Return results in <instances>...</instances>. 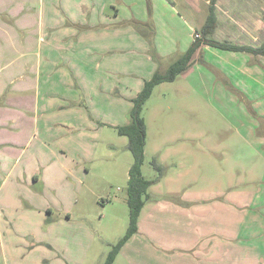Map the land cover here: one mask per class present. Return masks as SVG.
<instances>
[{"label": "rangeland", "instance_id": "obj_1", "mask_svg": "<svg viewBox=\"0 0 264 264\" xmlns=\"http://www.w3.org/2000/svg\"><path fill=\"white\" fill-rule=\"evenodd\" d=\"M4 1L0 21L17 26ZM8 5L14 13L26 5L30 13L28 61L41 54L43 11L42 52L61 59L55 70L75 85L71 91L62 80L54 92L76 93L80 105L87 97L88 109L75 129L57 127L50 139L54 177L35 185L14 177L13 189L0 187V264H104L129 229L134 156L119 128L131 123L146 81L189 50L190 14L182 0ZM14 38L21 42L25 34ZM21 52L9 51L0 66ZM218 53L206 52L174 82L158 85L143 108L142 175L155 184L138 232L115 264H264V56L246 62L240 53ZM20 161L19 175L30 169L27 157Z\"/></svg>", "mask_w": 264, "mask_h": 264}, {"label": "crops", "instance_id": "obj_2", "mask_svg": "<svg viewBox=\"0 0 264 264\" xmlns=\"http://www.w3.org/2000/svg\"><path fill=\"white\" fill-rule=\"evenodd\" d=\"M10 1L12 0H5L4 2L7 4L6 9H10L11 20L16 18L17 26L0 21V59L9 51L13 52L21 48L22 52L20 55L19 52L16 53L18 58L15 60L13 59L9 63L0 66V187L3 185L8 186L7 191L13 189L14 177H17L21 182L25 180L28 184L35 185L45 183V178L41 179L45 175L55 176L53 174H56L58 169L51 167L52 157H46L53 151L50 148L49 141L54 137L53 134L56 133L57 127H62L69 132L75 129L77 118L79 121L85 119V110L88 109L87 97L83 102L84 105H80L78 94L62 96L54 92L55 88L57 89L62 85V80L67 82V87L71 91H73L75 85L71 83V77L58 74V71L61 72V70H55L59 68V60L61 59L52 60L45 56L48 54L42 52V47L46 44L44 37L46 26L44 25L45 20L43 19L42 10L38 15V33L41 32V38H39L41 54H39L36 61L26 59L28 55L23 51L28 49L30 34L32 33L31 21L29 20L30 13H25L26 5L22 6L21 12L14 13L12 5H8ZM201 1L198 4L194 0H182L183 10L188 11V14H190L189 23L192 27L189 28V31L192 30V33H187L190 47L196 39V34L201 36V30L206 23L211 8L215 9L217 15V27L213 35L215 39L228 41L236 45L253 46L250 45L252 40L258 41L260 36H264V0ZM203 4H205V7H202ZM206 6L210 8L208 10L209 14H206ZM17 32L25 34V38L21 42L14 38ZM260 41L258 46L262 44L264 39ZM48 47L54 52L59 50L58 46H51V43ZM215 49L210 46H202L196 53L193 63L196 64L198 60H203L206 52H212L213 56H219L218 51H224ZM235 53L243 54L245 56L243 60L246 62H249L251 56L255 57V55L249 53ZM175 61L173 60L170 64L172 65ZM254 69L255 67L250 68V70ZM246 72L250 73L247 69ZM251 74V78H254V73ZM140 91L138 90V93ZM55 117L58 119L57 121L54 120ZM63 135L65 134L61 136ZM25 157L28 158L29 164L27 167H30V169L21 170L24 173L19 175L17 173L19 166L15 168V165H18L21 162L20 160ZM43 163L47 164L42 171ZM50 168L51 171H47ZM31 201L34 202L33 197ZM33 204H37V202ZM28 206L31 207V204L28 203Z\"/></svg>", "mask_w": 264, "mask_h": 264}, {"label": "trees", "instance_id": "obj_3", "mask_svg": "<svg viewBox=\"0 0 264 264\" xmlns=\"http://www.w3.org/2000/svg\"><path fill=\"white\" fill-rule=\"evenodd\" d=\"M216 27L217 15L215 9L211 8L206 23L201 30V36L195 39L189 50L176 60L166 72H157L151 80L146 81L143 90L133 100L134 107L131 113V123L119 128V134L129 138L128 149L134 156V163L130 168L128 181L129 229L118 244L112 248L104 264H113L121 249L138 232L139 220L148 198V190L155 184L153 181L144 179L142 175L147 130L142 113L154 89L162 83L174 82L180 75L186 72L192 64L196 53L204 45L224 51L244 52L255 56H264V41L258 47L219 41L213 37Z\"/></svg>", "mask_w": 264, "mask_h": 264}, {"label": "built area", "instance_id": "obj_4", "mask_svg": "<svg viewBox=\"0 0 264 264\" xmlns=\"http://www.w3.org/2000/svg\"><path fill=\"white\" fill-rule=\"evenodd\" d=\"M200 35L199 34H196V38H198Z\"/></svg>", "mask_w": 264, "mask_h": 264}]
</instances>
